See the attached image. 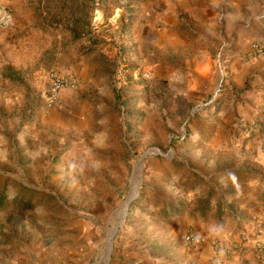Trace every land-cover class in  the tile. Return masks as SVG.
Returning <instances> with one entry per match:
<instances>
[{"label":"rangeland","instance_id":"1","mask_svg":"<svg viewBox=\"0 0 264 264\" xmlns=\"http://www.w3.org/2000/svg\"><path fill=\"white\" fill-rule=\"evenodd\" d=\"M102 1L0 0V264H230L251 229L264 260V113L216 66L226 38L196 66ZM50 72L76 81L53 108Z\"/></svg>","mask_w":264,"mask_h":264},{"label":"crops","instance_id":"2","mask_svg":"<svg viewBox=\"0 0 264 264\" xmlns=\"http://www.w3.org/2000/svg\"><path fill=\"white\" fill-rule=\"evenodd\" d=\"M93 15L97 21L121 17L120 24L129 25L128 43L137 48L193 47L196 66L210 61L218 36L226 38L216 66L221 72L230 66L238 88L248 81L242 111L252 118L264 113V56L254 57L246 50L250 42L264 41V0H107L95 3ZM226 52L233 54L230 62L224 58ZM198 56H204L203 61ZM249 235L248 241L237 245L241 261L230 264H264L254 251L258 237L253 229Z\"/></svg>","mask_w":264,"mask_h":264},{"label":"built area","instance_id":"3","mask_svg":"<svg viewBox=\"0 0 264 264\" xmlns=\"http://www.w3.org/2000/svg\"><path fill=\"white\" fill-rule=\"evenodd\" d=\"M251 56H264V41H253L249 45ZM49 89L46 97V105L49 108L58 106L61 103L62 91L68 87H74L76 81L72 77H67L58 72H50L48 75ZM188 245H197L204 241L203 238L189 234L185 237Z\"/></svg>","mask_w":264,"mask_h":264},{"label":"water","instance_id":"4","mask_svg":"<svg viewBox=\"0 0 264 264\" xmlns=\"http://www.w3.org/2000/svg\"><path fill=\"white\" fill-rule=\"evenodd\" d=\"M152 152H158V150L153 149V150H150V151L146 152V153L144 154L143 158L146 157L147 155L151 154ZM133 199H134V195H132V196L128 199L127 203L130 204L131 201H132ZM127 209H128V208H127ZM108 246H109V252H108V254H109V253H110V250H111V239L109 240Z\"/></svg>","mask_w":264,"mask_h":264},{"label":"clouds","instance_id":"5","mask_svg":"<svg viewBox=\"0 0 264 264\" xmlns=\"http://www.w3.org/2000/svg\"><path fill=\"white\" fill-rule=\"evenodd\" d=\"M101 166H102V162L98 161V162L96 163V167H97V169H98L99 167H101ZM37 212H39V209H37Z\"/></svg>","mask_w":264,"mask_h":264},{"label":"bare ground","instance_id":"6","mask_svg":"<svg viewBox=\"0 0 264 264\" xmlns=\"http://www.w3.org/2000/svg\"><path fill=\"white\" fill-rule=\"evenodd\" d=\"M128 208V203H127V206H126V209Z\"/></svg>","mask_w":264,"mask_h":264}]
</instances>
